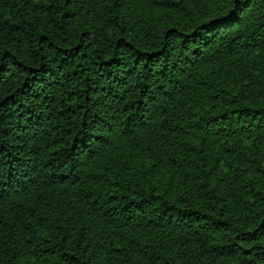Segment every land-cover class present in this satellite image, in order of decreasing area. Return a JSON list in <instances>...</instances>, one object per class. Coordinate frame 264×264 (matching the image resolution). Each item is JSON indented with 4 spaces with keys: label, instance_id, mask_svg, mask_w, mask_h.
<instances>
[{
    "label": "trees",
    "instance_id": "16d2710c",
    "mask_svg": "<svg viewBox=\"0 0 264 264\" xmlns=\"http://www.w3.org/2000/svg\"><path fill=\"white\" fill-rule=\"evenodd\" d=\"M0 264H264V0H0Z\"/></svg>",
    "mask_w": 264,
    "mask_h": 264
},
{
    "label": "snow or ice",
    "instance_id": "6c2138e0",
    "mask_svg": "<svg viewBox=\"0 0 264 264\" xmlns=\"http://www.w3.org/2000/svg\"><path fill=\"white\" fill-rule=\"evenodd\" d=\"M147 2V0H146ZM231 18H229V21H230ZM229 21H224L223 24L226 26V24L229 22ZM213 27H221V25H213Z\"/></svg>",
    "mask_w": 264,
    "mask_h": 264
}]
</instances>
